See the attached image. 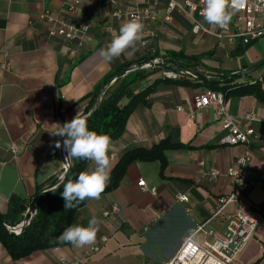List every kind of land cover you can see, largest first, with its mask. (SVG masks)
Wrapping results in <instances>:
<instances>
[{
  "label": "crops",
  "instance_id": "0c3cea01",
  "mask_svg": "<svg viewBox=\"0 0 264 264\" xmlns=\"http://www.w3.org/2000/svg\"><path fill=\"white\" fill-rule=\"evenodd\" d=\"M148 1L153 0H118V8L131 11ZM155 1L158 20L143 23V40L136 44L134 54L129 55L132 49H128L107 63L99 52L127 20L117 21L111 11L90 2L71 15V0H0V214L7 213L12 197L32 201L40 188L50 189L59 183L65 168L61 147L56 148L55 143L62 142L63 137L52 133L78 111L86 117L92 95L124 63L155 55L165 61L171 52L182 51L188 57H200L198 63L191 64L195 71L202 70L215 78L245 70L264 59V38L252 43L243 56L235 57L236 47L219 45L216 26L203 20L201 23L213 34L194 35L192 27L197 17L188 11L175 13L172 22L163 23L167 0ZM46 10L60 21L74 19L90 24L75 62L67 57L69 45L63 39L48 36L47 25L40 18ZM157 74L149 80L159 78ZM263 75L264 68L249 79L255 81ZM206 90L161 84L149 97V104L137 107L129 117L121 138L109 150L111 171L124 153L135 148L151 149L168 139L184 147L165 151L167 167L163 175L159 161H137L128 167L117 190L98 200L90 199L72 226L86 227L96 217L99 231L95 244L36 252L19 262H14L0 244V264H109L117 252L136 246L150 255L144 254L142 264H163L172 258L195 229L209 221L217 198L232 193V179L225 174L238 157L248 151L249 167L264 173V103L253 96L226 99V110L236 123L243 129L252 128L256 134L249 149L230 146L224 143L216 106L199 110L193 107L194 98ZM247 115H254L255 120H247ZM12 146L22 152L14 156ZM200 162L223 175L208 183L200 173ZM94 167L91 161L87 170ZM141 180L148 192L138 186ZM153 189L155 193L150 192ZM179 193L188 195V204L177 202ZM239 200L241 210L259 219L261 225L236 264H264V189L259 185L240 193ZM114 208L119 212L113 213ZM226 212H237L236 205L227 207ZM207 227L222 231L224 221L214 219ZM102 237L108 242L101 251L86 257ZM196 239L201 241L203 236ZM102 251L108 253L99 257Z\"/></svg>",
  "mask_w": 264,
  "mask_h": 264
},
{
  "label": "built area",
  "instance_id": "2783aa9c",
  "mask_svg": "<svg viewBox=\"0 0 264 264\" xmlns=\"http://www.w3.org/2000/svg\"><path fill=\"white\" fill-rule=\"evenodd\" d=\"M86 2L93 5L101 6L107 11H111L112 17L117 21L129 20L132 15L142 18V22H156L158 20V2L148 1L144 6L138 7L131 11L119 9L118 0H71L68 2V12L75 15L79 8ZM203 4L201 0H167L164 10L163 23H170L175 13L188 11L197 17V21L192 27L194 35H212L213 33L207 29L201 21ZM47 25V34L49 37H57L63 39L69 47L66 55L76 61L80 51L83 49V40L89 34L91 29L87 21H79L74 19L58 20L50 10H46L40 17ZM205 21V20H204ZM215 36L219 40L222 47L235 48L237 46H247L264 38V0H245L239 11L232 17L227 28L220 29L218 27ZM152 62L156 63L154 59ZM152 70V69H144ZM201 73L208 76L202 70ZM163 79L177 80L180 75L163 70L160 72ZM210 106H216L217 115L222 123V131L225 133L224 143L230 146L243 145L248 149L254 143L256 138L255 131L252 128L243 129L239 126L233 117L226 110V98L221 92L206 90L202 94L196 96L193 100V107L196 110L206 109ZM178 110H182L179 108ZM246 119L254 121V115H247ZM22 152L17 146L11 147V153L14 156ZM70 161V159H69ZM71 163V162H70ZM250 154H245L237 158L233 167L229 168L226 176L232 179V193L217 198L216 209L209 219L203 225L198 226L193 234L188 237L175 255L163 264H236L238 258L248 247L254 238L256 231L261 222L256 217L246 214L241 210L239 195L247 193L259 185L264 189V173H256L249 167ZM200 173L208 183H214L223 174L215 167H207L205 162H200ZM65 172V171H64ZM63 177V176H62ZM61 177V179H62ZM60 179V180H61ZM138 186L142 191L148 192L145 181L141 180ZM155 193L156 191L150 190ZM176 200L180 204H188L189 197L186 193L176 195ZM236 205L237 212L227 213V207ZM36 212V210H35ZM113 213L119 212L114 208ZM35 213L33 214V216ZM109 213H106L108 216ZM222 218L224 227L222 231L212 230L207 227L208 223L214 219ZM23 222V221H22ZM11 231L19 234L22 223L16 227H8ZM203 236L201 241L197 240V236ZM108 242L107 237H102L100 243L93 247L86 257L99 253L105 243ZM79 263V260H76Z\"/></svg>",
  "mask_w": 264,
  "mask_h": 264
},
{
  "label": "trees",
  "instance_id": "16d2710c",
  "mask_svg": "<svg viewBox=\"0 0 264 264\" xmlns=\"http://www.w3.org/2000/svg\"><path fill=\"white\" fill-rule=\"evenodd\" d=\"M251 45L237 46L233 52V56H243ZM158 58L159 55H155L151 58L143 57L136 62H126L110 75L107 82L135 65L142 66ZM165 61L174 63L185 69H194L195 65L191 64L192 62L198 63L200 57H188L182 51L171 52ZM246 67L245 65L244 68ZM161 71L163 70H136L111 87L107 91L98 112L87 123L89 130L95 131L98 134L108 135L112 143L116 142L124 133L126 122L132 113L137 107L148 105L149 97L161 84L195 88L204 87L223 93L226 99L232 96H253L260 103H264V75L255 81H251L249 79L250 76H247L229 79L220 84L201 83L187 77H180L177 80L163 79L161 77L155 78L153 81L149 80L150 77ZM219 76L222 75L219 74ZM143 85L146 87L140 90L139 88ZM100 90H97L92 95L90 104L86 109V115L94 109L95 100ZM183 147L184 145L181 143H172L168 139L154 145L151 149L135 148L127 151L121 156L111 171L110 180L102 195L117 190L125 178L128 167L137 161H159L161 164V175H163L167 167L165 151ZM70 162L71 167L67 180L73 181L78 178L79 173L87 171V167L91 163L87 159H70ZM57 184H53L51 188ZM42 191L40 188L36 195ZM62 191L63 186L39 199L35 215L21 235L11 233L8 227L13 228L22 223L24 214L31 201L21 200L16 197L10 199L7 213L5 215L0 214V244L6 249L14 262H19L36 252L72 245L60 242L59 237L67 228L74 224L79 211L90 202V199L84 200L74 208L65 209V201L61 195Z\"/></svg>",
  "mask_w": 264,
  "mask_h": 264
},
{
  "label": "clouds",
  "instance_id": "9594fccd",
  "mask_svg": "<svg viewBox=\"0 0 264 264\" xmlns=\"http://www.w3.org/2000/svg\"><path fill=\"white\" fill-rule=\"evenodd\" d=\"M201 3L204 6L201 13L204 20L210 25L225 29L245 0H201ZM143 30L142 18L132 15L121 25L108 46L100 50L99 56L104 62L111 63L128 49H132L129 55L134 54L136 44L143 40ZM58 126V130L52 135L65 137L63 147L67 152L66 161L87 159L95 165L94 168L79 173L75 181L67 180L63 183L61 195L65 201V209L74 208L86 199H100L110 180L112 164L108 153L112 145L111 138L89 130L87 118L82 117L80 111L71 121ZM55 147L60 148L61 142L56 141ZM98 231L99 221L92 217L86 227L75 225L67 228L59 240L82 248L95 244Z\"/></svg>",
  "mask_w": 264,
  "mask_h": 264
},
{
  "label": "water",
  "instance_id": "95a60500",
  "mask_svg": "<svg viewBox=\"0 0 264 264\" xmlns=\"http://www.w3.org/2000/svg\"><path fill=\"white\" fill-rule=\"evenodd\" d=\"M157 62L154 63L152 62L153 60H151L150 62L140 66V65H135L129 69H127L126 71L116 75L114 78H112L111 80H109L104 86L103 88L100 90L96 100H95V106L94 109L86 116L87 118V123L89 121L92 120V118L95 116V114L98 112V110L100 109L101 103L107 93V91L113 87L114 85H116L119 81H121L122 79H124L127 75H129L130 73L136 71V70H144V69H160V70H166L169 72H173L176 73L182 77H187L190 79H193L195 81L201 82V83H208V84H220L226 80L229 79H233L236 77H247V76H251L253 73H255L256 71L260 70L261 68L264 67V59L256 64L251 65L250 67L246 68L245 70L236 72V73H229L226 75H222L219 77H215L212 78L210 76H207L199 71H195L192 69H185L182 68L180 66H177L175 64H172L170 62L164 61L162 59H156ZM65 139V137H63L62 142H61V155H62V159H63V164H64V168H65V172L63 175V179H61L59 181V183L50 188V189H46L43 190L42 192L38 193L36 195V197L31 201L25 215H24V219L22 222V228L19 234H16V232L11 231V233L15 234V235H21L25 228L30 224L32 218H33V214L35 213V209L37 206V203L39 201L40 198L46 196L47 194L54 192L55 190H57L58 188L63 186V183H65L67 181L68 178V172L70 170L71 167V163L69 161V159L66 161V156H67V152L65 151L64 147H63V140ZM9 229V228H8ZM10 230V229H9Z\"/></svg>",
  "mask_w": 264,
  "mask_h": 264
},
{
  "label": "rangeland",
  "instance_id": "374dc122",
  "mask_svg": "<svg viewBox=\"0 0 264 264\" xmlns=\"http://www.w3.org/2000/svg\"><path fill=\"white\" fill-rule=\"evenodd\" d=\"M192 70H196V69H192ZM157 75L158 77H160L159 76L160 74ZM147 248H149L152 253L157 255V252L152 249V246L148 245ZM141 250L142 248L137 249L136 246L135 248L131 247V249L119 251L113 257L112 263L109 264H142L141 260L142 257H144V254L145 256H150V255L146 251L143 250L141 251ZM107 253H108L107 251H102V253L99 254V257L105 256ZM157 256L160 258L159 255Z\"/></svg>",
  "mask_w": 264,
  "mask_h": 264
}]
</instances>
